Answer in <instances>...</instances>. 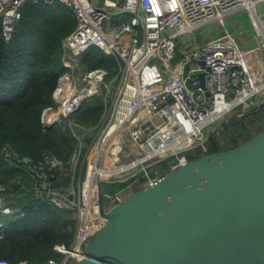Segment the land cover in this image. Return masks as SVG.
I'll use <instances>...</instances> for the list:
<instances>
[{"label": "built area", "instance_id": "obj_1", "mask_svg": "<svg viewBox=\"0 0 264 264\" xmlns=\"http://www.w3.org/2000/svg\"><path fill=\"white\" fill-rule=\"evenodd\" d=\"M29 1H61L78 20L62 42L66 71L55 89V104L42 113L47 127L67 121L78 144L68 161L45 151L31 185L37 195L70 209L77 225L71 244H55L57 255L39 263L0 257V264H74L106 222L100 187L108 211L131 184L142 187L161 178L163 161L178 167L189 160L185 151L204 147L222 123L264 101V0H0L6 41ZM242 9L250 10L260 45L245 46L229 31L203 42L194 39L196 30L225 23ZM93 46L116 58L114 76L87 66L84 54ZM100 70L102 76L96 74ZM94 94L106 106L98 123L87 126L72 115ZM91 129L95 135L84 148L82 133ZM58 174L72 176L68 187L53 186L51 176ZM121 181L130 182L116 193L105 188ZM19 194L12 185H0V237L20 212L12 205Z\"/></svg>", "mask_w": 264, "mask_h": 264}, {"label": "trees", "instance_id": "obj_2", "mask_svg": "<svg viewBox=\"0 0 264 264\" xmlns=\"http://www.w3.org/2000/svg\"><path fill=\"white\" fill-rule=\"evenodd\" d=\"M77 21L75 11L61 1H29L11 40L6 41L0 18V185H12L17 194L20 192L12 202L20 212L7 222L0 237V257L11 261L43 262L57 255L55 244H71L76 232L77 220L72 211L37 195L31 185L37 179L34 169L45 151L68 161L78 144L67 121L49 127L42 121L44 108L55 104L54 92L66 71L62 62L63 39L75 29ZM84 60L88 67L105 68L109 75L116 73L119 65L114 56L96 46L86 51ZM105 106L101 95H90L72 117L93 126ZM262 123L264 103L241 116H232L221 124L219 134L209 135L204 147L197 146L184 154L190 160L237 147L255 136H249L255 128L251 125L259 129ZM223 144L228 148L223 149ZM161 165L166 170L168 160ZM18 180L27 187L23 189ZM51 181L54 187L64 189L72 176L58 174L51 176ZM129 182L107 183L105 188L116 193Z\"/></svg>", "mask_w": 264, "mask_h": 264}, {"label": "water", "instance_id": "obj_3", "mask_svg": "<svg viewBox=\"0 0 264 264\" xmlns=\"http://www.w3.org/2000/svg\"><path fill=\"white\" fill-rule=\"evenodd\" d=\"M99 203L106 222L74 264H264V130L187 160L108 211L100 187Z\"/></svg>", "mask_w": 264, "mask_h": 264}, {"label": "rangeland", "instance_id": "obj_4", "mask_svg": "<svg viewBox=\"0 0 264 264\" xmlns=\"http://www.w3.org/2000/svg\"><path fill=\"white\" fill-rule=\"evenodd\" d=\"M243 28H245V33L251 38L253 45H255V46L260 45V41H257L259 34L256 31V28H255L254 23H253L252 18H251V12L249 9H242V10L238 11L237 13H234V14L228 16L226 18L225 24L224 23L220 24L218 22L217 23L216 22L215 23H213V22L208 23L205 26H203L202 28L196 30L193 33L194 34L193 36H194V39H196L197 41L203 42L209 38H213V37H216V36L224 33L225 29H229V31H231L232 33H236L238 30H242ZM114 75H115V73L112 74L110 77H112ZM262 103H264V101L261 102L259 105H261ZM249 111L250 110H248L246 112H249ZM239 116H241V115H239ZM251 126H253L255 128H252V131L249 134V136L250 135L254 136V135L258 134V132H259L258 130L260 128H264V123L261 124L259 129L257 128L259 126L256 127L254 124ZM94 132L95 131L91 129L89 131H84L82 133V138L84 137V143H83L84 148L88 147L89 142L93 139V137L95 135ZM243 141H244V139L242 138L240 143ZM226 148H228L227 144H223V149H226ZM79 165H80V163H79ZM158 167H162V165H158ZM169 169H171V168L168 167L166 170L168 171ZM162 170L164 172H166L165 168ZM138 186H139V184H137V183L131 184L130 187L124 191V195L136 190ZM139 187H141V185Z\"/></svg>", "mask_w": 264, "mask_h": 264}, {"label": "crops", "instance_id": "obj_5", "mask_svg": "<svg viewBox=\"0 0 264 264\" xmlns=\"http://www.w3.org/2000/svg\"><path fill=\"white\" fill-rule=\"evenodd\" d=\"M225 23H226V21H225ZM225 31H229V29H225ZM229 32H231V31H229ZM232 34L238 35L240 41L243 42L245 44V46H255V45H253L251 38L245 33V28H243L242 30H238L236 33H232ZM257 41H259V35H258Z\"/></svg>", "mask_w": 264, "mask_h": 264}]
</instances>
